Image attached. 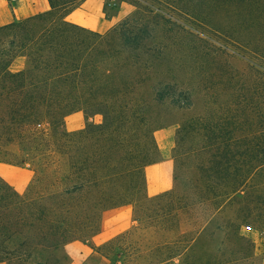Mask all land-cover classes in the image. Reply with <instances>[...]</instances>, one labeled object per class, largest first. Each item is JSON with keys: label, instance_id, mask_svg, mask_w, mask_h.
I'll return each mask as SVG.
<instances>
[{"label": "trees", "instance_id": "trees-1", "mask_svg": "<svg viewBox=\"0 0 264 264\" xmlns=\"http://www.w3.org/2000/svg\"><path fill=\"white\" fill-rule=\"evenodd\" d=\"M82 1L48 0L46 12L0 25V162L32 172L22 193L0 177V263L58 264L60 248L100 231L104 211L130 205L155 240L145 250L135 231L118 234L93 250L110 264H259L240 230L264 233V0L239 1L248 23L246 152L227 159L246 167L206 158L151 197L144 170L158 157L159 107L179 103L180 92L153 83L147 54L124 53L122 38L111 47L69 22ZM18 58L25 66L13 72ZM75 112L102 122L59 130Z\"/></svg>", "mask_w": 264, "mask_h": 264}, {"label": "rangeland", "instance_id": "rangeland-1", "mask_svg": "<svg viewBox=\"0 0 264 264\" xmlns=\"http://www.w3.org/2000/svg\"><path fill=\"white\" fill-rule=\"evenodd\" d=\"M208 1L210 4H205L206 7L204 0H105L104 3L105 16L116 20L103 34L106 42L112 47L116 37L122 38L128 42L122 51L134 50L140 61L147 54L153 83L163 80L170 91L180 92L179 103L172 104L169 99L159 107L164 124L154 132L158 148L156 162L161 159L159 132H173L171 188L180 184L179 178L189 175L192 165H201L200 161L206 158L213 157L216 166L246 167L244 160L227 159L231 154L246 152V3H239L244 0ZM17 69L18 65L12 63L10 70ZM67 122L68 119L59 130H81L86 123L98 125L102 117H85L81 126L74 121L68 126ZM233 136L238 140L235 143L230 140ZM1 164L0 177L17 192H24L32 178L29 167ZM144 176L147 185L145 171ZM145 193L148 195L146 188ZM130 208L129 225L128 222L114 224L122 213L102 214L103 234L110 236L128 225L123 232L135 231L134 238L147 250L155 240L153 229H139ZM240 231L252 241L256 261L264 264V233L246 227ZM96 242L98 239L94 241L92 237L85 242H71L55 253V259L58 264H110L94 254L93 250L104 243ZM126 244L122 241L117 246ZM119 262L134 264L124 257ZM175 264H180V260H175Z\"/></svg>", "mask_w": 264, "mask_h": 264}, {"label": "crops", "instance_id": "crops-1", "mask_svg": "<svg viewBox=\"0 0 264 264\" xmlns=\"http://www.w3.org/2000/svg\"><path fill=\"white\" fill-rule=\"evenodd\" d=\"M104 3L105 0H83L78 7L73 9L67 15L66 18L69 22L89 31L98 34H104L109 29H111L116 22L114 18L109 19L105 16ZM47 10H49L48 0H0V25H7L38 13L46 12ZM13 63L18 65V69L16 71L23 69L25 66V60L23 58H18L14 60ZM66 119H68L66 124L68 126L71 125L72 121H74L78 126H81V124L85 122V117L82 112H75L67 116L65 120ZM68 131L74 130L72 129ZM158 136L161 159L158 162L148 165L144 170L147 178L146 190L148 196L150 197L167 191L172 187L174 165L171 160L170 153L173 147V132L171 130H163L159 132ZM1 165L2 164L0 163V167ZM108 212L112 214L122 213L119 215L121 217L118 220H115V225L117 223L123 225L127 222L129 225L131 214L130 205L104 211L102 214L105 215ZM128 225L127 227L111 234L110 236H105L103 234L105 227L102 226L100 231L94 235L92 239L94 241L95 239H98L96 244L101 241L106 242L111 237H115L122 233L126 228L129 227Z\"/></svg>", "mask_w": 264, "mask_h": 264}]
</instances>
